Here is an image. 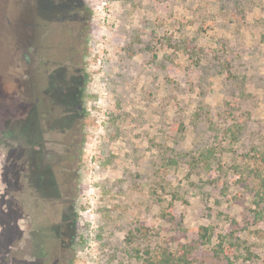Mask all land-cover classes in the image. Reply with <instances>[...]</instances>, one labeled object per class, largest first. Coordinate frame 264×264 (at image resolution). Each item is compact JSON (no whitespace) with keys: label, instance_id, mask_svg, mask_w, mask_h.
<instances>
[{"label":"rangeland","instance_id":"1","mask_svg":"<svg viewBox=\"0 0 264 264\" xmlns=\"http://www.w3.org/2000/svg\"><path fill=\"white\" fill-rule=\"evenodd\" d=\"M73 2L65 29L41 36L55 55L76 46L50 69L59 83L48 74L40 84L69 93L48 126L34 96H20L16 79L27 84L30 69L14 43L25 4L21 21L31 9L52 17L55 5L0 0V264H37L50 223L66 264H146L147 251L177 240L194 246V264H264V0H80L82 36ZM37 141L76 171L68 247L44 171L22 193L17 163L37 155L19 153ZM142 225L148 235L129 241Z\"/></svg>","mask_w":264,"mask_h":264},{"label":"flooded vegetation","instance_id":"2","mask_svg":"<svg viewBox=\"0 0 264 264\" xmlns=\"http://www.w3.org/2000/svg\"><path fill=\"white\" fill-rule=\"evenodd\" d=\"M52 4L55 5L54 13L52 17H42L39 15L34 14V10L31 9L33 13L29 15L28 21L26 20H20L21 16L27 15L28 7L33 6V3L35 4V1L32 4L24 5L22 7V11L20 16L17 18V24H16V30H15V51L17 54V58L19 61H21L24 66L28 67L29 70V81L27 84L24 82H21L19 78H17V83L19 82L18 89H22L20 96H28L29 98H32L34 96V105L36 107L37 115L44 119L47 125L49 124L50 120L53 119L55 116L62 113L63 109L65 108V98L66 94H69L67 90H65L64 87L59 86V88H56L50 91V93H42L40 88V84L43 80H47V75L50 74V77L54 78L55 83L58 84L59 81L57 80L58 72L55 70L50 72V69L52 66L58 67H64L66 66V63L64 62L67 60V52L68 49H74L76 46H67L65 48H61L60 52L56 55L54 53L57 52L60 48H57L56 51L52 52L53 46L51 45L50 41L44 40V36H42V33L45 32V30L51 26L52 23H60L59 28L65 29V24L70 19V16L67 14V0H51ZM62 2V5L60 3ZM71 4V3H70ZM69 4V5H70ZM64 5V6H63ZM68 5V6H69ZM74 11L77 12V14L80 15V13H83V15L79 16V21L81 20V28L80 32L81 36L84 33L83 28L85 27L86 23V17H84V7L80 0H75V2L72 3ZM71 11V10H70ZM67 14V15H66ZM64 16L62 19H59V16ZM72 17V16H71ZM60 20V21H58ZM73 51V50H72ZM72 58V56L69 57V59ZM20 62H18L17 66H20ZM66 76L67 73H66ZM23 87V88H22ZM49 126V125H48ZM76 141L71 140L68 142L67 148L65 149H72ZM37 145L34 149L26 150V152L23 153L20 152L19 155H23L26 153L27 157L31 155H37V160H33L31 163L30 161L26 163L24 162H18L17 168H25L23 171V176L21 174V181H22V187L23 191L22 193L25 195L30 194L29 192V185H30V177L32 173H35L36 171H44L43 179L45 180L44 183L47 185L48 189L53 193L52 198L55 199V202H60L61 206L58 209L59 214L61 215V218L59 222L57 223L56 227L59 229L57 230L58 238L56 240H60L61 237L66 236L67 241L62 245L67 246L69 245V241L71 239L70 235V227H71V219L69 218L70 213V204H72L73 200V194H71L72 186L75 183L76 180V171L73 169V164L71 162H67L66 158L62 159L60 156H58L55 152H52L51 150H48L45 148V143L36 142ZM42 154L40 155V153ZM69 156L70 150H68ZM34 157V159H36ZM67 157V156H66ZM70 160V159H69ZM76 168V167H75ZM31 173V174H30ZM25 174H27L25 176ZM28 186L26 189V185ZM49 184V185H48ZM45 185V186H46ZM54 202V203H55ZM37 207V200L34 203ZM69 211V213H68ZM55 225V224H54ZM52 224L50 223L48 226H44V230L46 231L44 233H40L39 236H41V239L43 242H39V250L38 255L34 257L37 260V264H48L49 261H53V264H66L65 258H67L66 253L62 252L61 249H57V245L54 244V248L52 250L51 243H52V237H51V228ZM68 232V233H67ZM65 239V240H66ZM50 245V246H49Z\"/></svg>","mask_w":264,"mask_h":264},{"label":"trees","instance_id":"3","mask_svg":"<svg viewBox=\"0 0 264 264\" xmlns=\"http://www.w3.org/2000/svg\"><path fill=\"white\" fill-rule=\"evenodd\" d=\"M85 13L84 15L87 17L89 16L88 8L86 6H83ZM86 19V18H85ZM83 32L86 33L88 31L87 26V19L85 23V27L83 28ZM188 47V43L184 44V48ZM260 150H257L258 154L261 155V158L263 159L262 162H264V155L259 152ZM264 151V150H263ZM256 176L258 177V187H259V193L257 194L260 196L264 201V175H261L260 173H257ZM163 217L169 216L168 214L164 213L162 214ZM173 214L171 213V216L169 218H172ZM199 230V237L202 240H208L209 237V228L207 226H200L198 228ZM150 231V228L146 226H138L134 227L132 230L128 233L129 241H132L137 234L141 236L148 235V232ZM177 246L175 249H171L168 247H161L159 248L155 254H151L150 251H147V258H146V264H194V257L191 255L192 251L194 249V246L189 244L188 242L181 243L179 240H177Z\"/></svg>","mask_w":264,"mask_h":264}]
</instances>
